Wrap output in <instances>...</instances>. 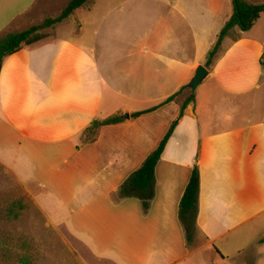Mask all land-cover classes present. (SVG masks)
I'll use <instances>...</instances> for the list:
<instances>
[{
  "label": "crops",
  "instance_id": "crops-1",
  "mask_svg": "<svg viewBox=\"0 0 264 264\" xmlns=\"http://www.w3.org/2000/svg\"><path fill=\"white\" fill-rule=\"evenodd\" d=\"M39 1L0 0V37L72 0H48L26 19ZM191 7L90 0L64 21L90 13L91 47L57 34L0 63V231H67L112 264H264V230L255 231L264 215V15L249 31L230 30L207 67L216 43L200 51L188 20L210 31L211 17L187 15ZM201 65L220 99L213 111L195 100L179 119ZM244 106L255 120L250 110L244 122ZM118 115L123 122L92 128ZM176 120L149 209L119 198ZM195 167L198 233L189 240L179 205Z\"/></svg>",
  "mask_w": 264,
  "mask_h": 264
},
{
  "label": "rangeland",
  "instance_id": "rangeland-1",
  "mask_svg": "<svg viewBox=\"0 0 264 264\" xmlns=\"http://www.w3.org/2000/svg\"><path fill=\"white\" fill-rule=\"evenodd\" d=\"M48 0H40L35 6L33 11L29 13L25 18L29 19L33 16H38L41 8ZM69 1V0H68ZM196 7L198 9L194 11L191 9L186 11L187 15L210 16L211 17V28H201L197 21L189 16V23L195 25L194 30L197 38L202 41L199 45V50H206V42L209 44L211 42H217L218 36L221 30L225 26L224 17L227 13V9L230 8V12L233 16L234 5L227 6L225 0L221 2L217 0H195ZM63 6V5H62ZM57 6L55 9L51 10L46 15H40L37 22L34 25H42L46 19L58 17L61 12ZM59 12H58V11ZM199 10V11H198ZM229 10V9H228ZM77 17L71 22L64 21L62 26L55 25L52 28L41 31L47 36H56L57 34L62 37H69L74 40L81 41L87 46L91 47V39L95 35L96 27L93 25L90 13L86 10H81L74 15ZM231 16V17H232ZM231 19V18H230ZM229 19V20H230ZM264 19V18H263ZM75 21V22H74ZM227 24V23H226ZM31 26V25H30ZM60 29V30H59ZM59 30V32H58ZM205 31L210 32V35L203 37ZM58 32V33H57ZM202 39V40H201ZM214 43V44H215ZM208 47V48H209ZM211 81L206 79L203 84L199 87L194 99L199 104L205 105L207 109L213 111L217 106L214 104L220 98L214 96L211 90ZM192 95V90L188 88V92L184 95L187 100ZM194 100V101H195ZM255 100V98H254ZM207 101H210L207 103ZM250 107L244 106V122H247V117L251 114L250 112L254 110L253 118L255 120V109L251 111ZM119 116V115H118ZM126 116V115H125ZM124 116V117H125ZM164 118V117H163ZM261 190L259 191L260 196H264ZM258 193H256L257 195ZM31 214H33L31 212ZM38 221L42 218L40 214L34 212ZM25 218V217H23ZM264 230V215L259 218H255V231ZM198 231L195 233L197 235ZM0 264H112L108 261L98 260L95 258L87 248L82 246L69 232L67 231H0Z\"/></svg>",
  "mask_w": 264,
  "mask_h": 264
},
{
  "label": "trees",
  "instance_id": "trees-1",
  "mask_svg": "<svg viewBox=\"0 0 264 264\" xmlns=\"http://www.w3.org/2000/svg\"><path fill=\"white\" fill-rule=\"evenodd\" d=\"M89 1L90 0H72L58 17L46 19L42 25L32 26L25 31H13L0 37V63H2L5 58L18 53L24 47L37 44L47 38V34H43L41 31L62 23L76 10L83 7ZM232 1L234 5L233 16L222 29L213 50L209 52L207 58V67L213 63L215 56L223 43V40L228 35L230 30L239 28L241 31H249L255 22L262 15H264V5H252L247 0ZM185 88L186 87H183L178 93L170 97L165 104L174 101V99ZM194 100V97L191 96L185 101L181 109L179 119L184 116L186 108L191 103H193ZM143 114L145 113H136L132 115V117L138 118ZM178 120L173 122L158 148L147 157L142 167L121 186L118 193L119 198H139L142 201L144 209H149L151 201L154 198L156 167L162 158L165 148L171 139L175 128L178 125ZM123 121L124 120L121 116H115L104 121H94L92 128L116 125ZM199 192L200 175L198 167H195L179 205V218L187 230V238L189 240H191L193 235L197 232L196 217Z\"/></svg>",
  "mask_w": 264,
  "mask_h": 264
},
{
  "label": "water",
  "instance_id": "water-1",
  "mask_svg": "<svg viewBox=\"0 0 264 264\" xmlns=\"http://www.w3.org/2000/svg\"><path fill=\"white\" fill-rule=\"evenodd\" d=\"M208 75H209V71L205 66L201 65L197 68L195 76L188 85L189 88L192 90L193 97L196 96L199 87L202 85L203 81L207 78ZM125 118L129 119L130 116L126 115Z\"/></svg>",
  "mask_w": 264,
  "mask_h": 264
}]
</instances>
